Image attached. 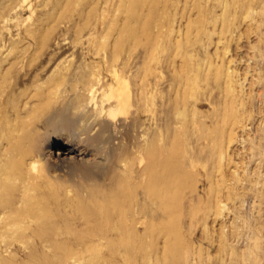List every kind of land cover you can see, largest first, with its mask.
<instances>
[{
	"label": "rangeland",
	"instance_id": "rangeland-1",
	"mask_svg": "<svg viewBox=\"0 0 264 264\" xmlns=\"http://www.w3.org/2000/svg\"><path fill=\"white\" fill-rule=\"evenodd\" d=\"M111 67L142 85L146 156L126 139L105 162L103 137L80 134L85 159L48 170L67 217L40 238L0 225V259L264 264V0H0V168L27 175L31 138L68 146L70 91ZM85 174L107 187L92 217L76 208Z\"/></svg>",
	"mask_w": 264,
	"mask_h": 264
},
{
	"label": "bare ground",
	"instance_id": "bare-ground-1",
	"mask_svg": "<svg viewBox=\"0 0 264 264\" xmlns=\"http://www.w3.org/2000/svg\"><path fill=\"white\" fill-rule=\"evenodd\" d=\"M112 68L114 67L108 68L107 79L99 78V73H91V79L83 82L80 89L74 87L70 91L71 99L65 109L74 115V123L79 125L80 129L77 130L76 127L77 131L74 130L65 138L68 146L64 145L65 147H63L61 143L54 144L47 141L40 144L39 138H31L29 141L31 152L37 154V161L29 164L27 175L20 173L23 170L21 169L22 165L19 164L20 162H15L14 159L7 161L9 164L5 169L0 168V225L13 227L25 223L27 225L39 224L35 228L37 231L34 232V235L40 238L46 235L43 230L47 225L65 220L67 216L64 218L61 202L49 197L50 193L46 187L50 183L48 170L51 166L67 169L75 161L81 162L85 159L88 153L73 147L81 141L80 134L85 136V141L92 139L93 136L103 137L104 140L101 143L103 146L100 150L104 151L101 152L104 153L103 160L105 162L117 160L114 155L115 149L119 143L126 139L130 147L139 146L142 156H146L143 147L137 145L143 134L141 126L146 113L142 85L136 88L134 83L129 81L130 77L126 72ZM92 131L96 134L90 135ZM155 142L156 138H153L151 149L147 154L153 161L149 168L152 175L151 180L160 178L156 171ZM17 151L22 159L31 153L29 149L24 150L19 147H17ZM38 163H42L40 168L35 166ZM166 178L167 176H165ZM165 179L163 178V180ZM16 180L20 183L16 184ZM83 180H85V186H80L79 190L85 192L86 197L79 196L80 200L76 204V208L84 210L92 217L98 210H101V201L97 198L101 193L106 192L107 187L99 177L94 175L85 174ZM169 181L171 183V180ZM170 183L167 185L170 186ZM17 187H19L20 193H17ZM69 221L71 220L67 222L70 223ZM0 264H6V262L0 259Z\"/></svg>",
	"mask_w": 264,
	"mask_h": 264
}]
</instances>
